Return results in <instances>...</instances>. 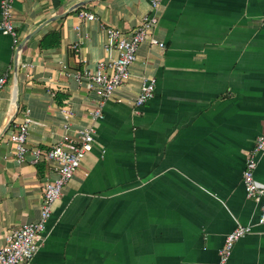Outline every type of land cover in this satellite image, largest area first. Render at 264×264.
Here are the masks:
<instances>
[{
	"label": "crops",
	"instance_id": "0c3cea01",
	"mask_svg": "<svg viewBox=\"0 0 264 264\" xmlns=\"http://www.w3.org/2000/svg\"><path fill=\"white\" fill-rule=\"evenodd\" d=\"M149 1H15L18 42L0 31V246L11 229L37 219L43 181L56 176L51 161L15 156L9 135L25 110L27 146L95 129L30 264H216L237 224L252 231L227 264H264V224L242 182L264 134V0H161L150 32L157 43L139 45L129 79L93 121L98 99L74 74L99 62L110 71L117 52L105 46V27L129 35ZM50 31L59 45L41 48ZM143 77L155 78V90L137 109ZM254 178L264 184V154Z\"/></svg>",
	"mask_w": 264,
	"mask_h": 264
},
{
	"label": "built area",
	"instance_id": "2783aa9c",
	"mask_svg": "<svg viewBox=\"0 0 264 264\" xmlns=\"http://www.w3.org/2000/svg\"><path fill=\"white\" fill-rule=\"evenodd\" d=\"M15 1L1 0L0 3V31L11 36L13 44L18 42L17 30L13 21V5ZM150 11L142 16L140 25L129 35L123 34L114 27H105L107 33V48H115L117 54L109 63L111 70L105 63L99 62L94 68L84 67L74 75L78 81L83 80L84 87L92 91L97 97L96 106L90 115L93 121L101 116L104 101L110 97L115 88L125 83L130 77V65L137 58L139 45L149 38L151 43L157 39L151 31L157 24V12L161 0H150ZM79 16L86 20H94V13L82 10ZM7 75L0 76V89L3 88ZM155 78L143 77L139 92L134 100L138 109L154 94ZM65 114L69 111L62 109ZM30 122L29 110H25L23 120L17 129L9 135L13 143L15 156L19 161L29 159L36 163L40 160L55 163V177L45 178L42 184V198L37 219L25 222L19 227L11 229L5 235V241L0 246V264H30L38 242L43 238L44 229L51 213L52 205L61 194L66 183L73 177L75 170L81 164L83 157L92 149L94 127L88 126L78 130L75 137L65 135L57 143L47 148L27 146L28 124ZM67 128L68 126L65 125ZM261 154H264V134L255 138L254 145L246 157L242 170V182L245 195L257 204L258 213L256 223L264 224V184L258 185L254 178V171ZM252 231V224H237L226 234L222 246L218 250L216 264H227L234 243L242 236Z\"/></svg>",
	"mask_w": 264,
	"mask_h": 264
},
{
	"label": "trees",
	"instance_id": "16d2710c",
	"mask_svg": "<svg viewBox=\"0 0 264 264\" xmlns=\"http://www.w3.org/2000/svg\"><path fill=\"white\" fill-rule=\"evenodd\" d=\"M60 43V34L58 31H50L45 33L39 40L41 48L56 47Z\"/></svg>",
	"mask_w": 264,
	"mask_h": 264
},
{
	"label": "water",
	"instance_id": "95a60500",
	"mask_svg": "<svg viewBox=\"0 0 264 264\" xmlns=\"http://www.w3.org/2000/svg\"><path fill=\"white\" fill-rule=\"evenodd\" d=\"M81 4H82V3H80V4H78V5H81ZM39 28H40V27H39ZM39 28H38V29H39ZM38 29H37V30H38ZM37 30H36V31H37ZM16 105H18V100H16Z\"/></svg>",
	"mask_w": 264,
	"mask_h": 264
}]
</instances>
